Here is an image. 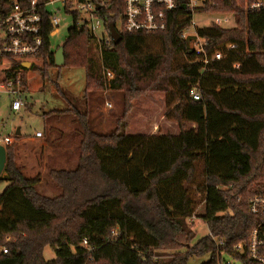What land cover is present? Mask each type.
Returning <instances> with one entry per match:
<instances>
[{"label": "trees", "instance_id": "trees-1", "mask_svg": "<svg viewBox=\"0 0 264 264\" xmlns=\"http://www.w3.org/2000/svg\"><path fill=\"white\" fill-rule=\"evenodd\" d=\"M15 1L30 4L0 0V20ZM48 1H38L43 40L36 57L42 66L26 68L13 59L7 76L20 77L27 90L30 69L43 78L50 68L84 70L85 104L56 83L67 108L44 114L46 120L71 118L80 138L78 160L73 169L50 170L61 189L50 197L38 191L39 177L25 176L17 165V145H6L0 174V184L7 182L0 193V264H186L205 255L209 259L202 264H217L219 250L234 256L235 246L246 245L260 221L250 212L249 200L264 196V10H246L236 0L205 10L231 13L236 23L198 28L206 50L236 47L204 66L191 38L181 37L191 17L183 8L170 15L166 30H122L121 41L114 44L110 24L121 22L124 0H91L103 3L97 10L103 21L97 39L79 26V12L68 5L73 25L62 44L65 63L57 66L59 46L54 49L50 41ZM107 70L114 75L110 79ZM104 90L119 92L122 100V115L109 132L93 126V102ZM151 92L164 95L165 116L177 124V133L124 130L132 100ZM32 105L27 102L25 108ZM62 129L49 127L51 133ZM201 204L204 210L197 214ZM193 215L211 235L195 241L198 222H189ZM8 235L14 238L6 242ZM48 246L55 253L51 259L44 256Z\"/></svg>", "mask_w": 264, "mask_h": 264}, {"label": "rangeland", "instance_id": "rangeland-1", "mask_svg": "<svg viewBox=\"0 0 264 264\" xmlns=\"http://www.w3.org/2000/svg\"><path fill=\"white\" fill-rule=\"evenodd\" d=\"M47 9L51 12L60 9V15L58 16L61 17V22L58 27V34L50 37L52 47L56 49L59 46L60 48L66 39L69 27L73 25V15L65 11V4L63 2L48 5ZM82 17L89 19V15L86 13H83ZM199 19L197 17L196 21L198 22ZM202 24L203 22H200L198 25ZM235 24V21L232 20L228 26H235ZM120 26L121 24L117 23L116 28L120 30ZM28 62L36 66H42L43 64L40 57L32 58ZM1 69L2 66H0ZM49 70V74L45 78L36 70L30 69L26 72L27 90L24 91L27 101L33 104L30 110L24 107L20 112L13 113L10 110V97L0 92V137L14 136L10 144L15 143L17 145L15 151L17 165L25 176L40 178V182L37 184V189L40 193L55 197L61 194V189L58 187L54 175L50 173V170L61 168L73 169L76 167L78 160L77 147L80 138L74 132L75 127L71 123L69 116L58 121V119L54 118L46 120L44 114L51 110H63L67 108V102L57 90L56 83L65 89V91L70 92L77 103L83 102L85 104L86 100L82 98L84 96L85 72L81 68L66 67H62L60 70L58 67L50 68ZM96 100L98 102H93V106L96 107L93 113L95 117V119L93 118V126L95 128L92 127L99 132H109L116 127V119L122 115L121 95L117 91L104 90L98 92ZM106 102L111 103L112 107H106ZM167 112L168 107L162 93H145L132 100L131 107L124 119L126 123L124 130L127 133H143L148 135L177 133L178 126L174 121L166 118ZM50 126L62 127V132L53 131L51 133L49 131ZM17 129H20L21 134L18 138H15V136H18L16 134ZM46 129L47 133L49 132L48 137L43 135L40 139H28L36 131ZM198 170L201 171L200 166H198ZM6 186L7 182L0 184V193ZM203 210L204 205H199L196 210L197 214L202 213ZM199 220L201 219L197 218L193 222H198V233L195 241L208 235L207 226L204 223L200 224ZM13 238L14 236L11 235L6 236V242L12 241ZM44 256L46 259H51L55 256V253L48 246L44 250ZM208 259L209 255L200 258L191 257L186 264H202ZM227 262L241 264L240 261L228 253L222 254V258L217 264H225Z\"/></svg>", "mask_w": 264, "mask_h": 264}, {"label": "built area", "instance_id": "built-area-1", "mask_svg": "<svg viewBox=\"0 0 264 264\" xmlns=\"http://www.w3.org/2000/svg\"><path fill=\"white\" fill-rule=\"evenodd\" d=\"M38 1L30 0L27 7L21 6L17 1L14 2L11 11L7 16L0 20V92L7 94L11 99L10 110L13 113L20 112L27 104V96L22 85L20 77L14 78L7 76V70L11 67L13 59L24 62L32 60L41 51L43 30V17L38 12ZM231 0H124V12L121 19V26L118 32H156L164 31L168 27L170 15L179 8L191 15L189 26L182 31L181 37L190 39L191 44L197 53L203 56L204 66H207L214 60H220L224 57L225 51L234 49L236 45L228 44L225 47L215 49L212 52L206 50L207 42L198 35V28L210 27L216 25L222 28H230L228 25L234 19L231 13H207L205 10L215 8L220 2L226 3ZM237 5L246 10L260 11L264 10V0H236ZM56 2H63L69 10L79 12V26H85L93 36L100 38L103 31V21L97 10L102 4H96L91 0L83 2L79 0H49L45 3L53 5ZM48 10V9H47ZM57 9L49 11V24L53 31L50 36L58 34V27L61 17ZM83 13L89 15V19L83 18ZM197 17L199 21L197 22ZM203 22L202 25H198ZM233 27V26H231ZM193 30V31H191ZM110 44V39L104 41ZM24 66V65H23ZM21 71V70H20ZM106 78H112L114 75L109 70L104 71ZM194 98L198 99L199 94L194 92ZM106 107L111 108L112 104L106 102ZM43 136L41 131L35 133L36 138ZM14 136L5 138L0 137V145H8L12 142ZM249 210L252 214L258 216L260 221L252 230L250 238L246 245L239 244L234 248V258L245 264H264V196H255L249 200ZM197 219L196 215L189 218L190 224ZM200 224L204 222L200 220ZM205 224V223H204ZM206 225V224H205ZM208 234L211 233L208 231ZM217 244H222L217 237L212 236ZM86 244V241L84 242ZM223 245V244H222ZM2 252L7 253L8 248L2 247ZM225 249L218 251V257L221 260L222 254H226ZM239 254L240 258H237ZM225 264H233L227 262Z\"/></svg>", "mask_w": 264, "mask_h": 264}, {"label": "water", "instance_id": "water-1", "mask_svg": "<svg viewBox=\"0 0 264 264\" xmlns=\"http://www.w3.org/2000/svg\"><path fill=\"white\" fill-rule=\"evenodd\" d=\"M110 35L114 42V44H118L121 39L122 35L115 27V24H110ZM65 63L64 59V53H63V47L61 46L55 53V64L57 66H63ZM26 68H29L31 66L30 62H24L23 64ZM20 134V129H17V133ZM7 154H6V146L0 145V174L3 172L5 164H6Z\"/></svg>", "mask_w": 264, "mask_h": 264}, {"label": "crops", "instance_id": "crops-1", "mask_svg": "<svg viewBox=\"0 0 264 264\" xmlns=\"http://www.w3.org/2000/svg\"><path fill=\"white\" fill-rule=\"evenodd\" d=\"M39 131H41V130H39ZM37 132V131H36ZM35 132V133H36ZM42 133H43V135H45L46 136V132H45V130H43V131H41ZM20 134H21V132H20ZM20 134H18V136H20ZM43 137V136H42ZM42 137H40V138H42ZM40 138H36L35 137V134L33 135V136H29L28 137V139H30V140H32V139H40ZM22 142H24L23 140H21Z\"/></svg>", "mask_w": 264, "mask_h": 264}]
</instances>
